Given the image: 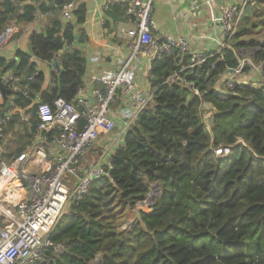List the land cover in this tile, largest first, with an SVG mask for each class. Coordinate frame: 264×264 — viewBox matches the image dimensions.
I'll list each match as a JSON object with an SVG mask.
<instances>
[{"label":"trees","instance_id":"obj_1","mask_svg":"<svg viewBox=\"0 0 264 264\" xmlns=\"http://www.w3.org/2000/svg\"><path fill=\"white\" fill-rule=\"evenodd\" d=\"M16 1L1 0L0 33ZM30 1L17 13V23L34 20L40 0ZM48 1L53 19L42 34L30 37L29 52L17 51L11 61L0 57V73H17L21 88L29 89L15 100L26 111L11 113L4 128L6 160L36 134L34 98L48 105L57 98L70 102L83 84L85 59L76 43L84 34L76 35V27L85 21V7L77 6L73 20L62 22L68 0ZM117 10L125 15V7ZM243 55L261 73L227 90L223 77ZM55 58L54 87L44 91L36 61ZM188 61L171 52L153 64L152 104L111 155L109 177L95 181L58 220L51 239L64 251H47L45 263L37 264H264V0H249L220 55L181 72L184 83L163 84ZM8 104L0 106V115ZM200 106L214 114L210 129L200 119ZM223 147L229 155L215 157L213 150ZM154 184L158 195L149 212L124 228L127 213L146 201Z\"/></svg>","mask_w":264,"mask_h":264},{"label":"built area","instance_id":"obj_2","mask_svg":"<svg viewBox=\"0 0 264 264\" xmlns=\"http://www.w3.org/2000/svg\"><path fill=\"white\" fill-rule=\"evenodd\" d=\"M77 1L68 0L63 6L61 15L65 21L71 20ZM117 1L107 0L104 8L108 9ZM218 1L207 0V3L213 6ZM248 2L243 0L236 5L222 6L217 17L221 39L215 40L216 49L192 54L186 38L170 35L159 37L153 19L154 0H126V13L132 19V26L125 32L127 55L119 68L103 71L95 80L90 97L80 87L70 102L57 98L51 105L37 103L35 136L24 151L8 160L4 158L7 143L4 128L12 110L20 113L26 111L16 105L15 100L16 95L27 96L29 89L26 86L21 88L17 73H0L1 85L7 90L6 100L0 91V106L9 102V111L0 115V264L45 263L47 251L55 254L64 251L62 244L54 243L51 239L58 220L66 209L88 195L95 181L109 177L111 155L123 143L143 110L153 102L152 88L142 91L137 87V62L141 58L146 59L150 73L153 64L165 54L176 52L183 57L190 56L188 65L181 66L179 73L163 84L184 83L181 72L220 55L237 31ZM15 33V26H6L0 33V48ZM256 65L257 72L261 73V66L243 55L238 66L229 69L223 77L227 90H233L235 84L242 81L240 77L247 73L245 70ZM53 74H56V68ZM246 82L248 84L249 80ZM192 92L201 99L195 88H192ZM120 99L124 106L114 111L113 106ZM213 115L199 107V116L206 129L212 127ZM117 118L123 122L120 134L118 132L111 138L114 130L118 129ZM102 141H107L111 148L102 153L95 163L87 165V153ZM213 153L215 157H224L230 153V149L223 147L213 150ZM146 201L137 204L134 209L149 212L152 201L147 205ZM93 264H97V261Z\"/></svg>","mask_w":264,"mask_h":264},{"label":"crops","instance_id":"obj_3","mask_svg":"<svg viewBox=\"0 0 264 264\" xmlns=\"http://www.w3.org/2000/svg\"><path fill=\"white\" fill-rule=\"evenodd\" d=\"M106 1L78 0L76 4V7L82 5L86 10L84 23L76 27V35L83 33L84 39L83 41L76 40V47L85 59L82 88L88 97H90V91L99 75L105 70H117L127 55L125 32L131 28L132 19L127 15L126 11L125 15H122L117 9L125 7L127 10L128 5L126 0H119L108 9H105ZM242 2L243 0H219L212 6L207 3V0H154L153 19L157 26L159 37L164 35L184 37L190 43L192 54L208 53L216 49L215 40L217 38L221 39L217 22L221 7L224 5L232 6ZM14 3L15 8H18V14L23 12L25 6L33 5V2L30 0H17ZM34 5L38 8H36L34 20L31 23H17L15 20L17 15L16 10L15 18L12 21L8 18V23L5 27L8 25L15 26L16 33L0 48V57L3 59L7 61L13 60L17 51L28 53L30 37L34 34H42L53 19L54 12L50 8L48 0H40L39 3H34ZM59 18L62 22H66L62 18L61 12ZM184 57L190 58V56ZM54 63L58 67L57 58L51 63L36 61L35 74L37 72L43 74L44 91L53 89L54 87L51 79L53 69H55L52 68V64ZM257 71L258 66L256 65L244 76L240 77V80L246 82L247 80L254 79V75L259 74ZM149 74L148 63L146 59L141 58L136 64V83L137 87L142 91L151 90L152 77ZM33 100H35L33 101L35 104L39 103L38 98H34ZM123 106V100H117L113 106V110L119 111ZM16 112L18 111L12 110V114ZM116 122L119 130L123 122L119 118L116 119ZM118 134H120V130ZM95 148L100 149L102 154L111 148V146L107 141H102ZM90 154L94 155L95 152Z\"/></svg>","mask_w":264,"mask_h":264},{"label":"rangeland","instance_id":"obj_4","mask_svg":"<svg viewBox=\"0 0 264 264\" xmlns=\"http://www.w3.org/2000/svg\"><path fill=\"white\" fill-rule=\"evenodd\" d=\"M248 58H250L248 55H247ZM118 129H115L114 132L112 133L111 135V138H114L115 135L118 133ZM5 137L6 139L8 140V137L9 135L5 134ZM94 155L90 154V153H94ZM90 154V156H89ZM101 154V150L100 149H97V148H94L93 150L89 151L85 157V160L87 161V165H90V164H93L95 163L99 158H97L99 155ZM215 155V154H214ZM229 155V154H228ZM228 155H225V156H228ZM224 156V157H225ZM150 200L153 202L155 199H152V198H149V200L146 201V205L150 203ZM69 209H66L64 211L63 214H66V212L68 211ZM135 211H138V209H134V210H131L127 213L126 215V225L125 227H128V226H132L134 220L136 219L135 217ZM2 224V223H1ZM98 264V263H97Z\"/></svg>","mask_w":264,"mask_h":264},{"label":"water","instance_id":"obj_5","mask_svg":"<svg viewBox=\"0 0 264 264\" xmlns=\"http://www.w3.org/2000/svg\"><path fill=\"white\" fill-rule=\"evenodd\" d=\"M17 11H18V8H16V13H17ZM15 15L16 14L14 13L12 16H10L9 17V20L12 21L15 18ZM52 68H57V65L55 63L52 64ZM151 81L152 82H156L157 80L155 78H151ZM246 83L247 82H243V84H246ZM0 91H1V93L3 95L4 100H6L7 90H5L3 88V86L1 85V82H0ZM157 195H158V188H157V185L154 184V185H152V187L150 189V192H149L147 198L149 197V198L155 199L157 197ZM135 217L137 219H139V217H140V212L139 211H135ZM98 264H99V262H98Z\"/></svg>","mask_w":264,"mask_h":264}]
</instances>
